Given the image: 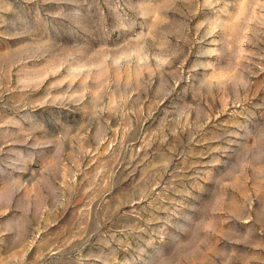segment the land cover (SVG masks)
Returning a JSON list of instances; mask_svg holds the SVG:
<instances>
[{
	"label": "rangeland",
	"instance_id": "obj_1",
	"mask_svg": "<svg viewBox=\"0 0 264 264\" xmlns=\"http://www.w3.org/2000/svg\"><path fill=\"white\" fill-rule=\"evenodd\" d=\"M0 264H264V0H0Z\"/></svg>",
	"mask_w": 264,
	"mask_h": 264
}]
</instances>
